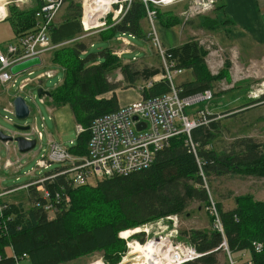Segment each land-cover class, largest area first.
<instances>
[{"label":"trees","instance_id":"trees-1","mask_svg":"<svg viewBox=\"0 0 264 264\" xmlns=\"http://www.w3.org/2000/svg\"><path fill=\"white\" fill-rule=\"evenodd\" d=\"M35 1L34 6L27 8L15 2L7 4L6 20L18 38L36 27V12L43 0ZM67 1L66 18L53 24L51 29V39L59 45L53 52L52 61L64 70V78L50 91L47 102L53 106L68 105L76 123L84 126L85 130L78 134L76 143L69 147L72 153L84 155L87 153L92 121L120 107L115 90L142 86V96L152 98L167 93L171 87L167 79L154 82L149 87L138 85L140 81L146 83L161 73L163 63L161 67H137L134 61L124 62L110 46L93 50L95 42L91 47L81 38L86 33L81 21L82 5L73 0ZM149 7L154 5L149 3ZM201 17V27L210 29L225 26L230 21L205 15ZM146 18V4L142 0H132L120 20L107 21L106 26L98 32L99 37L111 40L116 39L119 33L128 32L147 38L142 23ZM157 20L168 27L182 21L174 10L164 7H157ZM84 50L87 52L84 53ZM208 52L196 36L189 37L178 46L167 48L168 57L193 75V79L179 84L181 95L214 89L219 79L228 78L232 65L230 60L227 58L224 68L213 74L206 62ZM116 70L120 71L123 81L113 79L117 77L114 74ZM111 91L114 92L112 96H104ZM216 94L220 92H214V96ZM263 100L264 93L249 104ZM203 104L197 105L195 109H205V106L199 108ZM246 105L244 103L241 107ZM217 116L208 114L209 123H202L192 129L197 154L186 145V134L174 136L170 145L158 151L154 163L145 169L68 188L71 202L53 219L33 204L37 196L33 187L29 189L32 206L27 208L23 202L16 204L5 201L7 207L0 214V264H16L14 257L7 255V247L17 254L27 252L31 264H63L96 252H103L107 264H120L129 249L127 240L120 236L121 232L168 219V216L181 215L191 201L204 202L205 207L210 205V195L199 161L205 177L231 173L264 178V141L242 137L232 143L228 150H217L213 144L220 130ZM61 168L58 166L51 171ZM66 182L65 175L59 174L48 180L46 186L55 192ZM235 202L236 206L229 210H224L223 205L216 202L230 249L235 256L247 252L253 264H264V199L257 200L247 193L236 196ZM178 233V239L194 246L201 253L198 258L182 264H221L219 253L222 249L219 246L222 236L218 231L192 228L181 229ZM131 236L141 243L147 240L144 231L134 232ZM254 242H261L262 249L256 250ZM226 264H229L228 260Z\"/></svg>","mask_w":264,"mask_h":264},{"label":"built area","instance_id":"built-area-1","mask_svg":"<svg viewBox=\"0 0 264 264\" xmlns=\"http://www.w3.org/2000/svg\"><path fill=\"white\" fill-rule=\"evenodd\" d=\"M19 0H6V3L16 2ZM132 0H111V8L108 11H115L111 20L118 21L129 8ZM147 7V19L151 24V29L148 32L147 38L152 41L160 59L163 63V71L156 74L145 83L146 87L151 86L154 82L161 79H167L170 83V91L152 98H144L143 96L127 105L119 107L117 111L107 113L96 117L91 125V136L88 141L87 153L84 155L74 154L69 147H65L62 143L51 140L49 141V150L43 158L38 159L37 166L48 168L50 163H60L62 168L58 171L53 170L51 173H39L34 171L33 177L23 185L10 187L6 193H11L19 189H34L36 199L34 205L37 208H42L50 219L56 217L58 212L69 206L71 196L67 192L68 188L96 183L99 180L128 175L133 172L140 171L152 165L156 159L158 151L168 147L174 136L186 134V145L197 154V144L193 140L192 129L202 123H209L210 114L207 110L201 109L195 115L189 112V108L195 109L199 104L209 103L214 98V89H205L188 95H181V88L176 83V76L184 73V68L178 67L177 61L170 59L167 55V48L164 47L160 40L159 34L155 27L157 19V7H164L174 4L179 1H187V8L184 10V19L188 21L195 17L210 13L216 6L218 0H142ZM92 0H83V15L82 25L85 32L99 26H106L108 15L104 21H98L95 15V21H90L91 25L86 27L84 23L85 8L87 3ZM66 0H43L41 7L36 12V27L35 29L21 37L16 41L7 44L5 47H0V83L5 88L19 87L20 91H25L27 86L32 82L30 78L18 81L17 75L11 72V67L26 59L40 57L43 63V56L46 53L54 51L59 45L55 44L51 39V29L58 16L60 9L65 5ZM149 3L154 5L150 8ZM4 4V5H5ZM118 5V6H116ZM93 6L91 5L90 8ZM116 7V8H115ZM92 10V9H91ZM157 22V20H156ZM83 34L81 38L87 36ZM127 35L135 37L128 32L120 33L116 40L121 42L123 48L115 50L119 57H123L124 53H130L135 45L130 41ZM90 46H94L91 43ZM84 53L87 50L83 51ZM133 57V60H136ZM39 66V65H38ZM35 67V66H34ZM33 68V67H32ZM32 68L25 70L31 75ZM52 73L42 74L38 78L51 76ZM143 87L141 86L140 89ZM259 97L260 94H255ZM41 103H47V96H40ZM7 113L6 119L13 121L15 117V109L13 101L3 107ZM30 116L35 120L36 113L30 107ZM10 115V116H9ZM136 117V118H135ZM42 120L45 117L42 116ZM145 122V126L139 127V123ZM45 128V123L41 124ZM78 134L85 130L82 124H77ZM37 134L36 145L39 141L44 140V132L39 128L38 124L30 125L29 130L13 132L12 136L22 135L27 139H33L32 135ZM7 147L8 154L11 152V141H3ZM75 144V143H74ZM73 144V145H74ZM17 151V147H14ZM199 161V159H198ZM201 174L204 175L202 164L199 161ZM17 166L19 169L22 164L20 159L17 163H13L8 157L2 163L0 168L11 169ZM59 174L65 175L66 184H62L60 189L52 192L46 186V182L56 177ZM210 195V205L207 207L208 212L212 216L213 229L218 231L222 236V241L219 248L227 255L229 264H253L247 252H242L239 256H235L229 246L226 235L224 221L221 213L214 201L210 188L205 184ZM0 193V214L6 209L7 204L1 200ZM40 197L41 199L37 198ZM168 219H173V216H168ZM179 251L171 253V262L168 259V264H182L188 260L198 258L199 253L196 248L189 243L183 242ZM256 250L262 249L261 242H254ZM175 254V257H173ZM16 261V264L24 259H29V254L24 252L17 254L13 251L11 254ZM177 255V256H176ZM2 256L0 255V259ZM106 264V263H105Z\"/></svg>","mask_w":264,"mask_h":264},{"label":"rangeland","instance_id":"rangeland-1","mask_svg":"<svg viewBox=\"0 0 264 264\" xmlns=\"http://www.w3.org/2000/svg\"><path fill=\"white\" fill-rule=\"evenodd\" d=\"M8 1V0H7ZM25 1V3L23 2ZM76 4L82 5L83 0H73ZM6 1L3 3L5 4ZM111 2V1H110ZM21 6L28 5V7L34 6L36 4L35 0H21ZM23 5V6H24ZM69 2L67 1L65 5L60 9L58 16L55 20L60 21L66 18L67 14V6ZM5 6V5H4ZM7 7V6H6ZM116 8V7H115ZM187 8V3L180 4L175 7V12L179 17L182 19L181 22H185L184 19V10ZM1 9V8H0ZM83 12V6H82ZM115 11H108V19H111L114 15ZM8 16V13H7ZM6 16V17H7ZM103 14L98 12L96 17L100 22L104 21L106 16L103 19ZM157 20V19H156ZM155 20V27L159 34L160 40L162 41L164 47H173L178 46L180 44V36H183V27L182 23L178 25V28L168 27L162 24L159 20L156 22ZM186 21L185 23H187ZM10 23V22H9ZM87 23V24H86ZM9 25V24H8ZM85 25L89 27L90 21L85 22ZM104 26H99L97 28H93L88 32L91 33L93 31H97ZM1 28H6L7 32L9 31V27L2 25ZM151 29V24L149 23L148 19H145L144 22V30L148 34ZM87 33V32H86ZM120 34V33H119ZM130 41L135 45L133 47L132 52L125 53L123 55V61L131 62L134 61L137 67H143L146 65L161 67L162 62L160 57L152 44V41L148 38H143L140 36H130L127 35ZM202 38V37H201ZM7 42L9 39H4ZM14 40V39H13ZM85 40L91 44L95 42V47H92L93 50H98L99 48H103L105 46H110L115 50H119L123 48L121 42L117 41L116 39L111 40H102L100 39L98 33L93 32L90 36L85 37ZM211 41V39H210ZM210 41L207 43L209 44ZM14 42V41H12ZM7 43H3L5 45ZM206 46V45H205ZM212 46V45H211ZM3 47V46H2ZM209 52H212L213 56V63L215 64L214 70H212L213 74H217L221 68L224 66L225 60L228 57V51L220 50L216 44H213L212 47L207 48ZM54 52V51H53ZM53 52L46 53L43 56V63L39 66L33 67L31 70L33 73L29 75L27 71H24L17 75L18 81L20 82L23 79L30 78L32 82L27 86L25 91H20L19 87H12L8 90V95L16 96L22 95L26 98V101L36 113L35 120L33 117H29L25 120H18L14 117V120L11 122L6 119L5 115L7 114L3 106L0 105V131H3L7 135H12L13 132H21L18 130L15 125H34L35 123L38 124L39 128L44 132V140L39 141L37 145L26 153H21L18 150V146L16 142H11V152L8 154L7 147L0 139V157L2 161L6 160L10 157L13 163H17L20 159V163L22 166L18 169L17 166L12 167L11 169H3V175L6 177L9 186H17L23 185L27 183L32 177L35 171L36 174L39 173H46L58 166H61L60 163L52 162L48 168L45 167H38L37 161L40 158H43L45 153L49 150V141L56 140L62 143L65 147H71L74 143H76L78 138V130H77V123L74 119V115L72 113L71 108L68 105L63 106H52L48 103H41L40 96L38 95V88L41 86L43 89L47 91H51L56 86H58L64 78V70L58 66L57 64L53 63L52 55ZM209 55L206 57L208 58ZM133 57H136V60H133ZM232 68V65L230 66ZM230 69V68H229ZM257 70H248L244 69L242 72L246 74L256 73ZM184 74H180L176 76V83L181 82L185 79V76L190 72L184 68ZM52 73L49 77L38 78L42 74ZM114 74H117V77L113 78L116 81H123L124 78L121 75L119 70H116ZM114 76V75H112ZM254 78L252 80L242 79L239 81H235L234 83H230L228 81H224L223 79H219L217 82L219 83L215 88L214 92H224L223 90L229 91V89H234L236 93L240 97L244 98L240 101V103H245L250 100L258 99L259 97H255V94L262 95L261 92H264V77L261 78ZM223 80V81H222ZM1 84V83H0ZM144 81H140L138 85H144ZM2 85V84H1ZM3 86V85H2ZM4 87V86H3ZM2 87V88H3ZM137 88V87H136ZM1 89V88H0ZM5 89V88H3ZM140 89V88H139ZM141 91V90H140ZM231 93L228 95L230 96ZM217 95V94H216ZM215 97L206 104L199 106V108H205L209 113L218 115L217 119L220 122V130L217 131V137L213 141L215 148L219 151L224 149L228 150L231 147V144L234 143L237 139L242 137H252L258 141H264V101L254 104L250 106L249 109L246 111H235V108L228 109L231 106H223L218 109L215 106V102H223L228 101V97L226 93L218 94L219 96ZM191 114L195 115L198 112V108L192 109L189 108ZM10 116V115H9ZM42 116L45 117V120H42ZM45 123V128L41 125ZM19 136V135H17ZM16 136V137H17ZM33 139L37 138V134L32 135ZM17 147V151L14 150V147ZM205 184L208 185L211 191V195L215 202L221 203L223 205L224 210H229L232 207L236 206L235 198L236 196L244 195L250 193L253 197L257 200L264 199V178L255 177V176H242V175H234V174H225L222 176H207ZM25 189V188H24ZM27 190L25 195L27 194ZM23 191H19L22 193ZM26 206L30 207L31 203L28 202L27 198ZM216 203V204H217ZM173 219H163L155 223H150L143 225L136 229H128L121 233H127L123 238L127 240L128 244V252L123 257V260L120 264H147L146 261L139 262L136 257L138 256L133 255L132 251L135 249L137 245H145L149 242V240H159L161 242L164 241L162 246H168L169 249V256L166 260H163V264H168L167 260L169 259L171 262V253L174 251L180 252V247H182V243L185 242L182 239H178L179 233L178 231L181 229H204V230H211L213 229L212 226V216L205 207L204 202H200L198 200L191 201L188 207L186 208L185 212L181 215H172ZM144 231L147 237L145 243H141L137 239H134L131 235L135 232ZM121 236V234H120ZM122 237V236H121ZM7 251V249H6ZM10 252V249H9ZM144 249L140 251L139 255H144ZM174 255V254H173ZM157 256H160L159 251H157ZM221 264H226L228 258L224 251L219 253ZM143 257L141 258V260ZM148 259V257L144 258ZM21 264H29L26 259L20 262ZM106 262L103 259V252H96L90 256H84L78 258L77 260L63 263V264H105ZM107 264V263H106Z\"/></svg>","mask_w":264,"mask_h":264},{"label":"crops","instance_id":"crops-1","mask_svg":"<svg viewBox=\"0 0 264 264\" xmlns=\"http://www.w3.org/2000/svg\"><path fill=\"white\" fill-rule=\"evenodd\" d=\"M0 4L3 7V11L0 14V47H5L7 44L12 43V41H16L18 37H16L15 32L13 30L12 25L6 20L7 16V4L4 6V1L6 0H0ZM21 0L16 1L15 3L19 5L22 8H27L28 5H22L20 3ZM27 1V0H26ZM25 3V1H23ZM97 5H101L102 11H86L88 16L94 15V18L91 21H95V15L100 12L104 16L108 13V8L110 5L109 0H96ZM187 3V1H179L171 5L164 6V8L172 9L174 11L175 7ZM205 16L216 18V19H223V20H230L229 23L225 26H221L217 29H210V28H204L201 27L200 23L202 21L201 16L195 17L193 19L188 20L187 23L181 22L183 27V36H180V44L185 42L189 37L196 36V38L199 40L201 45H203L206 49L209 47H212L213 44H216L220 50H226L228 51V59L230 60L232 64V68L230 67L228 78H224V81H228L230 83H234L235 81L239 80H252L254 78H258L257 76H260L261 78L264 77V0H218L215 8ZM147 19V18H146ZM63 20L56 21L55 23L58 24L62 22ZM145 19L143 20V27H144ZM85 23V22H84ZM180 23V24H181ZM9 24V25H8ZM87 24V23H86ZM91 24V22H90ZM178 24V25H180ZM2 25L8 26L9 31L7 32L6 28H1ZM178 25H174L172 27L178 28ZM87 27V25H86ZM104 28V27H102ZM101 28V29H102ZM101 29L97 31H93L98 33ZM93 32L89 33L85 37L90 36ZM99 35V34H98ZM83 37L82 39H85ZM202 37V38H201ZM9 39L7 42L4 39ZM14 39V40H13ZM211 39V41H210ZM210 41L208 44L207 42ZM3 43H7L3 45ZM178 44V45H180ZM206 45V46H205ZM212 45V46H211ZM166 48H169L166 46ZM121 50V49H119ZM117 51V50H116ZM125 54V53H124ZM123 54V55H124ZM212 52H208L206 57L207 65L212 72L215 68V64L213 63L212 59ZM123 59V57H122ZM127 62V60L125 61ZM224 68V66L222 67ZM221 68V69H222ZM246 69L248 70H257L256 73H243L242 71ZM190 73L185 76V79H183L181 82L185 80H191L193 79V75L190 70H188ZM185 72V71H184ZM184 74V73H182ZM223 81V80H222ZM177 83L178 85L181 83ZM3 86L0 84V105H7L10 103V101L13 100L14 96L8 95V90L10 88H2ZM220 91V90H219ZM115 93L117 95L119 104L121 106L127 105L133 101H136L142 97V93L139 88L136 87H128V88H119L115 90ZM222 93H226V96L228 97V101L223 102H215V106L219 108L223 106H231L228 109H232L236 107L235 111H244L248 110L250 106H253L254 104H249L250 100L245 102L247 104L245 107H241L244 103H240L241 100H243V97H240L238 93L234 91V89H229V91L225 90ZM229 93L230 96L228 95ZM262 94L264 92H261ZM114 94V92H108L104 96L110 97ZM221 94V93H220ZM219 96L218 94L216 97ZM215 97V96H214ZM264 101V100H263ZM261 101V102H263ZM51 107L53 104L50 102H47ZM257 104V103H255ZM3 106V107H4ZM54 109V107H52ZM1 163L2 158L0 157ZM11 186L8 185V181L6 177L3 175V169L0 168V193H5L2 195L1 200L7 201L9 203H20L23 202L25 207L26 206V198L28 202L30 201V191L27 190V194L25 195L26 189H19L17 191L6 193V190L10 188ZM13 187V186H12ZM19 191H23L22 193H19ZM235 207V206H234ZM232 207V208H234ZM28 208V207H27ZM7 255H11L13 253V249L11 247H7ZM10 249V252H9ZM29 264V259H26Z\"/></svg>","mask_w":264,"mask_h":264},{"label":"water","instance_id":"water-1","mask_svg":"<svg viewBox=\"0 0 264 264\" xmlns=\"http://www.w3.org/2000/svg\"><path fill=\"white\" fill-rule=\"evenodd\" d=\"M42 64V60L40 57H34L30 59H26L24 61H21L19 63L14 64L11 67V72L13 74H18L22 71L28 70L34 66H38ZM38 95L39 96H50L51 92L43 89V87L38 88ZM13 105L15 109V117L18 120H25L29 118L30 116V105L26 101V98L22 95H16L13 97ZM136 118V117H135ZM145 126V122L139 123V127ZM15 127L20 131H25L30 129V125H15ZM0 139L2 141H11L16 142L18 146V150L21 153H26L32 150L36 146V139H27L22 135H19L17 137H13L12 135H7L3 131H0Z\"/></svg>","mask_w":264,"mask_h":264},{"label":"bare ground","instance_id":"bare-ground-1","mask_svg":"<svg viewBox=\"0 0 264 264\" xmlns=\"http://www.w3.org/2000/svg\"><path fill=\"white\" fill-rule=\"evenodd\" d=\"M110 1L111 0H109V2ZM1 4H0V8H1L0 9V14L3 11V7L1 6ZM110 4H111V2H110ZM91 5L93 6L92 8H90ZM110 8H111V6L109 5L108 10H110ZM88 10L89 11H102V7L99 4L97 5L96 0H92V2H89V4L87 3V6L85 8L84 22L91 21L94 18V15H92L90 17L88 16V14L86 12ZM125 235H127V233H124V234L121 233L122 237H124ZM162 244H164V241L161 242L159 240L152 239V240H149V242L146 243L143 246L142 245H137L135 247V249L132 251V254L133 255H136V254L138 255L136 257V259H138L139 262L147 260L146 261L147 264H163L162 261L166 260L167 257L169 256V249H167V247H169V245L168 246H164V245L162 246ZM143 249L145 251V254L144 255H139L140 251L143 250ZM157 251H159L160 256H157ZM142 257H143V259L141 260ZM145 257L146 258L148 257V259H144ZM173 257H175V254H174Z\"/></svg>","mask_w":264,"mask_h":264},{"label":"clouds","instance_id":"clouds-1","mask_svg":"<svg viewBox=\"0 0 264 264\" xmlns=\"http://www.w3.org/2000/svg\"><path fill=\"white\" fill-rule=\"evenodd\" d=\"M53 52V51H52ZM13 101V100H12Z\"/></svg>","mask_w":264,"mask_h":264}]
</instances>
